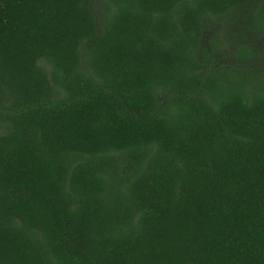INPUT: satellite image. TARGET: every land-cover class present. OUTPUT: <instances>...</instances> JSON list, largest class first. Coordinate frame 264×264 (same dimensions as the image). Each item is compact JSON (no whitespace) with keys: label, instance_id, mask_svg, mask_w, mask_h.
Wrapping results in <instances>:
<instances>
[{"label":"trees","instance_id":"1","mask_svg":"<svg viewBox=\"0 0 264 264\" xmlns=\"http://www.w3.org/2000/svg\"><path fill=\"white\" fill-rule=\"evenodd\" d=\"M263 39L264 0H0V264H264V62L209 64Z\"/></svg>","mask_w":264,"mask_h":264},{"label":"rangeland","instance_id":"2","mask_svg":"<svg viewBox=\"0 0 264 264\" xmlns=\"http://www.w3.org/2000/svg\"><path fill=\"white\" fill-rule=\"evenodd\" d=\"M93 9L96 13H98L99 10V4L98 1H94L93 4ZM214 25L209 22L207 25V31L205 32L204 39H203V44H205L208 40L209 34L212 32V28ZM258 49V55L257 57L252 60L251 62L248 63H239L231 54H225V55H220V56H214L210 61L209 64L212 67L218 66V65H224V64H231L232 66L235 67H244V68H254L259 66L261 63L264 62V39L257 41V40H252L251 41Z\"/></svg>","mask_w":264,"mask_h":264}]
</instances>
